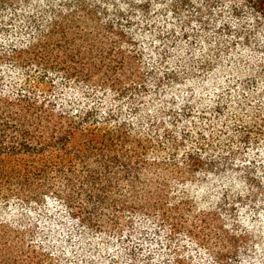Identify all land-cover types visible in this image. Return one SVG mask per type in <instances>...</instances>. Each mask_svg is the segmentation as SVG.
<instances>
[{"label": "trees", "instance_id": "obj_1", "mask_svg": "<svg viewBox=\"0 0 264 264\" xmlns=\"http://www.w3.org/2000/svg\"><path fill=\"white\" fill-rule=\"evenodd\" d=\"M169 2L175 14L191 7L206 33L219 5L239 16L250 4L253 25L238 35L252 42L256 31L264 45L255 0ZM133 10L147 17L150 4L0 0V264H190L181 237L212 252V264H264V103L240 115L230 87L210 104L191 84L172 116L193 112L194 129L161 130L158 106L143 127L137 98L182 74L141 70ZM189 82L183 75L181 85ZM122 99L136 120L111 104ZM228 102L241 125L212 140L203 124L224 122ZM210 220L219 224L216 244ZM108 235L117 236V255L96 258L97 238Z\"/></svg>", "mask_w": 264, "mask_h": 264}, {"label": "rangeland", "instance_id": "obj_2", "mask_svg": "<svg viewBox=\"0 0 264 264\" xmlns=\"http://www.w3.org/2000/svg\"><path fill=\"white\" fill-rule=\"evenodd\" d=\"M40 1L46 2V0ZM147 1L150 4V11L147 17L133 10L130 20L133 23V27L128 29L137 43L138 53L141 56L139 58L141 70L152 68L161 72L177 71L182 74V77L178 81L164 78L162 88L156 95L154 89L158 86L149 85L152 94L147 95L144 99L137 98L136 106L137 103L140 104L145 117L142 121L143 124L141 123L143 127L150 126V121H154V117L157 116L155 106H158L162 107L164 111V114L156 120V123L162 125L160 126L161 130L169 128V126H172L174 130H182L184 127L194 129L193 112H183L182 116H177V121L176 119L173 120L172 116L176 105H178L183 95L181 90L191 89V84L199 90L196 92L195 99L210 104L212 103L209 101L210 99H218L222 89L230 87L233 92L232 104H239L238 112L240 115L246 114L244 113L247 112L245 108L255 112L258 107L263 105L264 45L255 40L260 37L256 31H254L255 35L252 37V42H248L241 35H238L245 27L253 25L254 6L248 4V6H243V8L240 7V15L236 16L229 8L219 5L215 10L216 17L214 16L210 21L209 33H206L202 31V26L196 21L197 18L192 15L193 10L191 7L183 10L180 14H175L172 13V6L169 0ZM251 1L254 5V0ZM255 2L260 7H264V0H255ZM185 26H188V28H185ZM219 26L225 27L224 30L227 29L226 31L222 29L224 31L223 36H215L213 34V32L218 31ZM219 47H223L226 56L221 54ZM183 75L190 79L191 82L193 80V82L181 85ZM111 104H117L122 108L121 110L126 120H136L134 119L135 114L131 111L134 108L133 103H130L129 100L122 99L120 102ZM228 104L227 110H224V122L219 123L220 125L215 127L214 124L217 121L212 118V121L208 120L203 124L209 131L213 130L212 140L216 141L226 130H230L229 135H231L241 125L240 121L236 119V111H233L232 107L234 105L229 102ZM98 106L103 110L107 105L99 103ZM211 115L212 112L209 110L208 116ZM250 117L252 116L244 118L248 120ZM240 119L242 120L243 117ZM172 122H176L175 127L171 125ZM184 149L178 155L180 154L181 156ZM248 149L246 148L245 150ZM150 159H155L154 154L150 155ZM195 181L198 182V180ZM241 181L243 182V179ZM239 188L242 190L245 187L240 184ZM175 189L180 193L186 190L187 187L186 185L181 187L173 184L171 191ZM193 206L195 211L203 208L196 203H193ZM209 223L213 236L210 244H216V237L219 236V224L211 220ZM180 240V245L184 250V254L188 256L190 264H212V256L210 255L212 252H208L203 245L200 247L195 243H191L190 238L187 237H181ZM99 246L102 248L99 252L94 249L96 258H99L100 254L103 258L109 256L110 258H115L114 256L117 255L120 248L117 236L114 237L113 235L98 237L95 242V248ZM48 247L52 251L60 248L55 239L48 244ZM222 247H226V244L222 243ZM117 263L122 264L119 260Z\"/></svg>", "mask_w": 264, "mask_h": 264}]
</instances>
